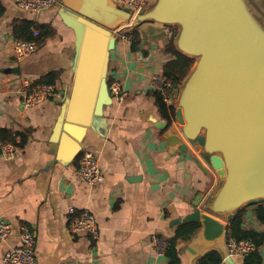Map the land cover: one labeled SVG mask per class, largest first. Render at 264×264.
Instances as JSON below:
<instances>
[{"label":"crops","instance_id":"0c3cea01","mask_svg":"<svg viewBox=\"0 0 264 264\" xmlns=\"http://www.w3.org/2000/svg\"><path fill=\"white\" fill-rule=\"evenodd\" d=\"M62 9L61 0L40 13L19 9L14 0H0V130L28 137L23 147H15L12 158L0 154V220L12 225L8 239L0 242V264L6 250L19 245L23 225L34 232L37 264H169L166 256L157 255L151 235L174 236L177 226L171 228V222L191 214L199 196L198 208L208 212L207 201L222 181L201 149L187 141L188 153L170 156L163 132L156 127L166 121L156 105L153 80L174 58L165 52L173 32L167 26L144 24L138 27L136 49L117 39L107 81L109 87L119 83L126 98L119 103L114 96L106 97L101 116L81 142L67 140L57 121L60 103L74 86L78 51L77 35ZM25 20L49 26L55 35L38 42L33 55L18 61L13 46L20 39L13 26ZM50 73L60 74L56 97L25 105L20 95L25 82L33 84ZM172 126L179 129L175 120ZM85 151L98 156L104 172L105 180L96 188L77 177ZM71 208L77 214L84 210L93 214L100 229L98 240L70 233ZM245 223L264 230L251 212ZM189 243L178 246L181 264H196L202 257L189 262ZM261 253L264 264V248ZM232 260L243 264V259Z\"/></svg>","mask_w":264,"mask_h":264},{"label":"water","instance_id":"95a60500","mask_svg":"<svg viewBox=\"0 0 264 264\" xmlns=\"http://www.w3.org/2000/svg\"><path fill=\"white\" fill-rule=\"evenodd\" d=\"M63 18L77 35L74 86L60 103L57 129L67 140L81 142L101 116L106 97L114 32L128 24L129 9L114 0H61ZM264 11V6H263ZM179 27L175 46L196 59L193 70L175 90V122H158L169 155L188 153L185 143L201 149L222 184L205 206L171 222L170 227L198 223L190 241V263L218 250L227 264L228 224L243 208L264 203V16L247 0H156L133 21ZM66 89V86H64Z\"/></svg>","mask_w":264,"mask_h":264},{"label":"built area","instance_id":"2783aa9c","mask_svg":"<svg viewBox=\"0 0 264 264\" xmlns=\"http://www.w3.org/2000/svg\"><path fill=\"white\" fill-rule=\"evenodd\" d=\"M19 9L40 13L51 9L57 0H14ZM152 0H117L115 3L122 9H129L131 12L130 22L117 29L114 33L118 41L123 46H131L134 42V36L129 29L133 30V21L138 15L145 11ZM39 32L34 31V38L39 37ZM38 49V43L35 40H16L13 46V54L18 61H23L33 55ZM154 90L161 94L163 102L168 106H175V97L173 95V85L163 75H158L153 80ZM111 94L119 103L126 98V93L122 90L119 83H113L110 87ZM57 88L52 85H34L26 81L20 91V95L25 105L31 107L50 101L56 97ZM16 148L11 143L0 142V154L10 159L15 155ZM77 177L83 180L89 187L96 188L104 180V172L100 167L98 156L91 151H85L80 159L77 169ZM71 216L69 222V231L73 235H83L96 241L99 238V227L96 219L88 210L77 214L74 208L69 210ZM12 231V225L6 220H0V242L6 241ZM157 255L165 256V251L169 246L166 239L153 234L150 237ZM35 235L30 227L23 225L20 229L19 245L10 247L6 250L2 262L3 264H37L35 257ZM227 256L231 258L244 259L256 250L254 242L250 240L236 241L230 239L226 243Z\"/></svg>","mask_w":264,"mask_h":264},{"label":"trees","instance_id":"16d2710c","mask_svg":"<svg viewBox=\"0 0 264 264\" xmlns=\"http://www.w3.org/2000/svg\"><path fill=\"white\" fill-rule=\"evenodd\" d=\"M33 30L39 32V37L34 38ZM13 32L20 40H35L37 43L39 42V44L55 35V31L49 26H42L27 20L19 24L16 23L13 26ZM132 33L134 36L132 47L136 49L140 44V32L137 27H135ZM175 37L176 35L172 34L169 44L165 48V52L172 55L174 58L164 66L163 76L172 82L173 88L176 90L190 74L196 59L190 58L177 50L175 46ZM59 77V73H50L37 80L34 85L48 84L56 87ZM154 97L161 117L166 121L168 127H171L175 118V106L168 107L163 102V97L158 92H154ZM18 139L20 143L17 142ZM27 141L28 137L24 133L14 132L9 129L0 130V142L11 143L17 148L23 147ZM249 212L252 213L255 223L260 228H264V203L243 208L235 214L231 221H226L228 224L226 243L230 239L236 241L250 240L254 242L256 250L243 259V264H263L261 249L264 248V230L257 231L252 229L251 226L246 225L245 217ZM199 230L200 224L198 223L177 226L174 236L166 239L169 246L165 251V256L168 258L169 264H181L178 250L179 244L189 243L197 235ZM223 262L224 257L222 254L218 250H211L197 259L196 264H223Z\"/></svg>","mask_w":264,"mask_h":264},{"label":"rangeland","instance_id":"374dc122","mask_svg":"<svg viewBox=\"0 0 264 264\" xmlns=\"http://www.w3.org/2000/svg\"><path fill=\"white\" fill-rule=\"evenodd\" d=\"M248 1V5L250 6V8L252 9L253 12H255L256 14L260 15L261 17L264 16V11H263V6H264V0H247ZM170 28V32H173L174 35H177L179 32V27L173 26V27H169ZM139 30V28H137ZM129 31H133L132 29H129ZM194 67V66H193ZM193 70V68L191 69V71ZM176 105V103H175ZM208 162L209 160L206 159ZM222 181L219 182V185H221Z\"/></svg>","mask_w":264,"mask_h":264},{"label":"flooded vegetation","instance_id":"af4514ba","mask_svg":"<svg viewBox=\"0 0 264 264\" xmlns=\"http://www.w3.org/2000/svg\"><path fill=\"white\" fill-rule=\"evenodd\" d=\"M155 1H156V0H155ZM154 3H155V2L152 1L148 8H150V7L152 6V4H154ZM167 27H172V26H167Z\"/></svg>","mask_w":264,"mask_h":264}]
</instances>
